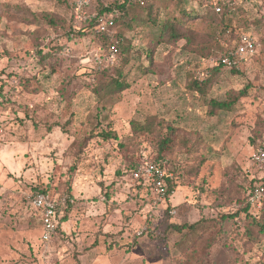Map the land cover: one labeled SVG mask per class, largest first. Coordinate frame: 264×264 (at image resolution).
<instances>
[{
  "label": "rangeland",
  "instance_id": "374dc122",
  "mask_svg": "<svg viewBox=\"0 0 264 264\" xmlns=\"http://www.w3.org/2000/svg\"><path fill=\"white\" fill-rule=\"evenodd\" d=\"M0 1L62 20L55 27L44 19L30 25L26 13L0 14V264H264V241L241 240L252 221L244 212L220 222L221 215L243 207L251 187L264 185V169L251 163L254 143L264 141L262 0H240L235 7L231 40L246 33L257 43V52L238 73H210V58L183 51V42L155 47L152 33L141 38L117 27L132 41V60L124 69L129 88L104 100L86 86L95 75L97 44L88 36H64L70 26L79 28L96 16L102 3L92 0L75 20V4L82 0ZM207 3L173 0L167 14L172 18L184 8L206 15ZM139 9L134 15L144 18ZM199 21L203 36L220 31ZM222 42L231 44L226 34ZM193 81H204L205 91L197 92ZM244 90L247 95L230 108L210 104ZM68 105L74 120L67 126ZM152 116L208 149L199 165L203 149L188 154L177 144L169 159L175 189L162 202L133 179L116 175L140 149L154 156V136L131 138V122L143 124ZM105 130L118 140L97 136ZM87 137L92 138L80 150ZM120 142L129 148H120ZM42 189L72 200L61 207V226L48 243L42 240L39 215L25 199ZM254 208L258 218L261 211ZM202 218L215 220L222 232H208L185 256L177 250L179 235L167 234L168 227Z\"/></svg>",
  "mask_w": 264,
  "mask_h": 264
},
{
  "label": "trees",
  "instance_id": "16d2710c",
  "mask_svg": "<svg viewBox=\"0 0 264 264\" xmlns=\"http://www.w3.org/2000/svg\"><path fill=\"white\" fill-rule=\"evenodd\" d=\"M87 1L88 2L85 6L75 4V16L81 13V9H83V7L86 9L91 6L92 0ZM97 1L102 3L100 4L97 15L105 16L113 20V27H111L106 32H98L96 29V18L91 17L86 19L85 24H80L81 26L79 28L77 24L73 25V27L70 26L69 30L65 31L64 34L68 40L75 38L77 39L79 37L85 38L88 36L93 42H95V44H97V54L94 59L95 75L92 77V82L86 84L87 89L92 94H94L97 99L104 100L105 98L119 95L129 88L124 69L130 64L132 60V41L126 37L124 33H117V27H124L128 32H132V34L136 33V35L141 38H144V36L152 33L154 38L150 41V43L155 47L162 44L175 46L178 43L183 42V51L189 54H198L203 58H210V62H212V65H210L209 69L210 73H218L222 69L228 70L226 66L221 64V59L230 50L233 44H226L222 41L227 31L233 32L231 21L237 16L239 11H234L228 3H225L224 0H213L215 4H212L210 0H206L208 2L206 5L210 10V12L206 15H200L194 10L188 11L184 8H181L172 18L167 14V11L173 0H144L143 4L139 3L137 0H96V2ZM179 1L183 3V0ZM261 2L262 3L259 6L261 12L260 21L264 22V0ZM215 5L221 6L222 10L220 13L215 11ZM138 9L145 13L144 18H136V16L138 17V14L134 15L135 11ZM2 12L26 13L28 14L27 17L30 18V25L41 24V20L43 19L52 27H55L62 22V20L60 21V17H57L56 15L51 16L52 14H41L40 18L37 13H34L30 10H25L17 5H12L5 1H0V14ZM199 20L211 25L212 28L220 29V31L214 35L206 34L203 36L199 31H197V24L200 23ZM77 22L79 23V21ZM113 29L114 32H111ZM236 39H238V37ZM113 43H116L119 51L115 57L114 63H107L104 61V56L109 53L110 47ZM58 50H61V47H59ZM153 52V49H149L147 52L148 58L151 60V67L154 66ZM39 54H41V52ZM47 54L50 55L49 53ZM144 70L146 73L151 71L148 67ZM229 70L234 73L239 72L238 68H232ZM192 84L197 92L203 93L205 91L204 87H206V83L204 81L201 83L193 81ZM246 95L247 91L244 90L237 94L232 100H228L226 102L211 101L210 104L220 109L230 108L239 99L245 97ZM66 110L70 114V117L65 124L68 126L69 124H72L74 120V113L70 111V107ZM131 126V138L141 135H144L147 138L151 135L154 136L153 139L156 141L154 147L155 153L154 156L146 155L143 153V150L140 149L139 154H136L134 157H132L131 161L133 162L125 167V169L117 171L116 175H118L120 179H132L133 172L136 171L139 165H141L146 160L159 162L162 164L164 169L167 172L169 171L168 173L172 175L168 178L169 192L170 195H172L175 189V177L173 175L174 169L172 168V170H170L169 159L175 153L177 144H180L188 154H194L200 149H203L204 152L202 155L204 158L201 159L199 165H202L206 160L205 151L208 149H206L207 147L205 148L199 142L198 138L191 141L185 136L184 131L173 127L168 122L159 119L156 116L147 117L143 124L131 122ZM61 127H63V125ZM48 130L50 131L51 128ZM97 136L102 137L106 141L118 140L117 135L113 131L105 130L98 133ZM91 138L92 137L85 138V141H83L81 144L80 150H82L83 146L86 145V141L91 140ZM263 142L264 141L261 140L255 142L254 151L262 146ZM118 146L122 149L129 148V146L124 142H120ZM75 169L76 167L73 166L72 171H75ZM138 186L140 189L141 187L149 189V187L145 186L142 181L138 182ZM254 188L255 186L250 188L251 191L246 197L247 201L245 203L243 202L244 205L240 210L231 215H221L220 221L221 223L230 222L231 220H234L236 217L240 216L241 212H244L252 221L248 227H246L245 233L242 235L241 240L244 244L249 245H254L264 241V198L262 200V205L259 208L261 211L260 216L256 218V216L252 213V210H256V208H254L255 206L250 202V197ZM69 190L70 189H68V193L70 192ZM42 191L47 192V190L43 189ZM214 221L215 220L202 218L192 224H170L167 234L177 233L179 235V239L176 242L177 250L187 256L189 251L196 248L199 242L203 240L208 232H215L216 235L222 232L216 231L214 225L212 224ZM60 226L59 220L58 230ZM195 250L196 249H194V251Z\"/></svg>",
  "mask_w": 264,
  "mask_h": 264
},
{
  "label": "built area",
  "instance_id": "2783aa9c",
  "mask_svg": "<svg viewBox=\"0 0 264 264\" xmlns=\"http://www.w3.org/2000/svg\"><path fill=\"white\" fill-rule=\"evenodd\" d=\"M143 4L144 0H137ZM228 3L234 11L236 5L240 0H224ZM87 0L80 1L79 5L85 6ZM212 4H215L213 0H210ZM221 6L215 5V11L220 13ZM264 14V10H263ZM76 20H81L82 15L76 16ZM96 18V29L98 32H106L113 27V20L105 16H93ZM86 18V17H84ZM229 43L233 44L230 50L222 57L221 64L228 69L239 68L241 65L252 57L257 52V43L254 37L246 33H240L238 39L231 40L232 32L226 33ZM233 41V42H232ZM227 44V43H226ZM118 47L116 43H113L110 47L109 53L104 56V61L107 63H114L115 57L118 54ZM251 163L253 166L260 170L264 169V143L251 156ZM172 176L169 174L161 163L146 160L143 162L136 171L133 172L132 179L136 182L142 181L143 184L152 191V195L156 197L157 201H166L170 196L168 178ZM264 198V185L254 188L250 202L252 205L260 208L262 200ZM26 204L32 208L39 215V222L42 229L43 242H50L58 231L59 224V211L67 201H72L68 198H56L51 193L46 191H36L26 196ZM174 214V211H169Z\"/></svg>",
  "mask_w": 264,
  "mask_h": 264
}]
</instances>
